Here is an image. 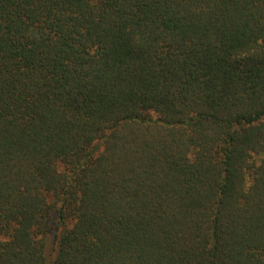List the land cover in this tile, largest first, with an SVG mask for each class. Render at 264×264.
<instances>
[{"label": "trees", "instance_id": "1", "mask_svg": "<svg viewBox=\"0 0 264 264\" xmlns=\"http://www.w3.org/2000/svg\"><path fill=\"white\" fill-rule=\"evenodd\" d=\"M0 264H264V0H0Z\"/></svg>", "mask_w": 264, "mask_h": 264}]
</instances>
